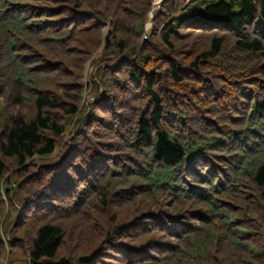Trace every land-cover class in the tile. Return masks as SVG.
I'll return each instance as SVG.
<instances>
[{
  "label": "trees",
  "instance_id": "trees-1",
  "mask_svg": "<svg viewBox=\"0 0 264 264\" xmlns=\"http://www.w3.org/2000/svg\"><path fill=\"white\" fill-rule=\"evenodd\" d=\"M156 2L0 0V264H264V0Z\"/></svg>",
  "mask_w": 264,
  "mask_h": 264
},
{
  "label": "water",
  "instance_id": "water-1",
  "mask_svg": "<svg viewBox=\"0 0 264 264\" xmlns=\"http://www.w3.org/2000/svg\"><path fill=\"white\" fill-rule=\"evenodd\" d=\"M165 0H159L158 2H156L155 4H154V6L155 7H159V6H161L162 5V3L164 2ZM147 39V38H146Z\"/></svg>",
  "mask_w": 264,
  "mask_h": 264
},
{
  "label": "rangeland",
  "instance_id": "rangeland-1",
  "mask_svg": "<svg viewBox=\"0 0 264 264\" xmlns=\"http://www.w3.org/2000/svg\"><path fill=\"white\" fill-rule=\"evenodd\" d=\"M159 0H157V2H158ZM149 29H150V27H149ZM90 73H92V70L91 71H89V74L87 73V81H89V76H90ZM76 132V131H75ZM2 264H5V262H3Z\"/></svg>",
  "mask_w": 264,
  "mask_h": 264
}]
</instances>
